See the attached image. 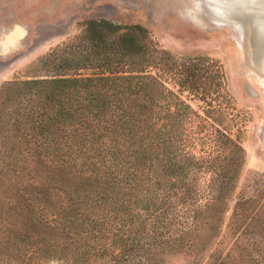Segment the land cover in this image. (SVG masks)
I'll return each mask as SVG.
<instances>
[{
	"label": "rangeland",
	"instance_id": "374dc122",
	"mask_svg": "<svg viewBox=\"0 0 264 264\" xmlns=\"http://www.w3.org/2000/svg\"><path fill=\"white\" fill-rule=\"evenodd\" d=\"M91 19L146 29L145 60L126 70L155 75L190 108L180 131L195 187L192 196L169 204L177 215L167 208L172 223L166 221L172 229L190 226L188 240L177 236L169 244L161 233L150 236L137 264H264V0H0V141L23 97L11 84L93 72L78 62L87 54L83 31ZM182 69L196 73L198 92L173 77ZM25 176L35 199L48 205L59 181L83 192L97 184L65 168L40 167ZM27 205L7 176L0 179V259L13 255L14 241L34 245L44 235L65 243L45 264L81 261L83 244L41 229Z\"/></svg>",
	"mask_w": 264,
	"mask_h": 264
},
{
	"label": "trees",
	"instance_id": "16d2710c",
	"mask_svg": "<svg viewBox=\"0 0 264 264\" xmlns=\"http://www.w3.org/2000/svg\"><path fill=\"white\" fill-rule=\"evenodd\" d=\"M83 37L87 54L78 62L92 73L11 84L22 89L23 97L1 137L0 171L5 174L0 179L7 176L19 189L41 229L65 233L83 244L85 256L71 264H137L139 247L150 236L156 239L161 233L160 239L169 244L188 240L186 222L172 229L166 221L177 215L169 204L192 196L195 187L180 131L190 108L155 75L126 70L145 60L150 40L143 27L123 29L105 19H91ZM182 70L184 74L173 77L198 92L196 73ZM40 167L65 168L97 184L94 191L83 192L59 181L54 204L48 205L36 200L23 183L25 175ZM162 209L167 216L157 217ZM161 220L165 225L157 224ZM14 242L13 255L1 258L0 264H45V258L65 244L44 235L34 245Z\"/></svg>",
	"mask_w": 264,
	"mask_h": 264
}]
</instances>
